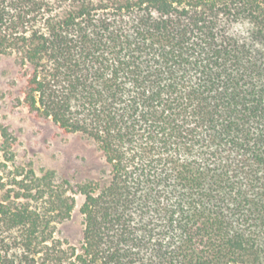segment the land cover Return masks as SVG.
Returning a JSON list of instances; mask_svg holds the SVG:
<instances>
[{
    "label": "trees",
    "instance_id": "trees-1",
    "mask_svg": "<svg viewBox=\"0 0 264 264\" xmlns=\"http://www.w3.org/2000/svg\"><path fill=\"white\" fill-rule=\"evenodd\" d=\"M1 55L104 166L37 170L0 112V264H264V0H0Z\"/></svg>",
    "mask_w": 264,
    "mask_h": 264
},
{
    "label": "rangeland",
    "instance_id": "rangeland-1",
    "mask_svg": "<svg viewBox=\"0 0 264 264\" xmlns=\"http://www.w3.org/2000/svg\"><path fill=\"white\" fill-rule=\"evenodd\" d=\"M24 84L25 77L15 59L1 55L0 89L6 96L0 102V112L18 136L21 154L32 160L37 170L53 168L75 181L98 176L104 166V157L92 139L82 133L66 132L50 118L38 117L23 105H16ZM81 201L82 197L78 196L71 217L58 225L59 236L75 245L79 244L83 233Z\"/></svg>",
    "mask_w": 264,
    "mask_h": 264
}]
</instances>
